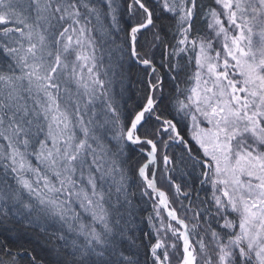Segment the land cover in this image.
Masks as SVG:
<instances>
[{"label":"snow or ice","instance_id":"6c2138e0","mask_svg":"<svg viewBox=\"0 0 264 264\" xmlns=\"http://www.w3.org/2000/svg\"><path fill=\"white\" fill-rule=\"evenodd\" d=\"M0 264H264V0H0Z\"/></svg>","mask_w":264,"mask_h":264},{"label":"trees","instance_id":"16d2710c","mask_svg":"<svg viewBox=\"0 0 264 264\" xmlns=\"http://www.w3.org/2000/svg\"><path fill=\"white\" fill-rule=\"evenodd\" d=\"M104 50L101 49V52ZM108 63V56L105 53L102 64L106 67ZM103 71V68H102ZM117 89H119V85L117 84ZM141 87V85L138 83V77L136 73L133 71V73L129 76L128 79L124 81V88H125V97H131L129 100V106H134L136 101L139 99V92L138 89Z\"/></svg>","mask_w":264,"mask_h":264}]
</instances>
